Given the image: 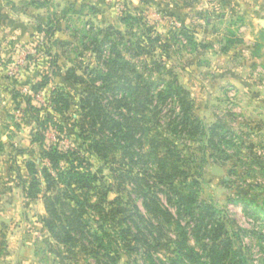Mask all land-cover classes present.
<instances>
[{"label":"clouds","instance_id":"obj_1","mask_svg":"<svg viewBox=\"0 0 264 264\" xmlns=\"http://www.w3.org/2000/svg\"><path fill=\"white\" fill-rule=\"evenodd\" d=\"M262 22L264 0H0V264H93L96 246L57 238L69 209H83L116 264H171L181 243L206 256L214 238L230 242L229 261L264 264V222L236 208L264 202ZM89 93L104 98L98 109ZM120 113L140 121L142 143L102 132ZM154 140L159 159L138 163ZM169 183L191 203L160 196L153 209L146 196ZM102 198L106 214L143 222L126 237L119 217L101 231ZM208 209L215 223L194 233Z\"/></svg>","mask_w":264,"mask_h":264},{"label":"trees","instance_id":"obj_2","mask_svg":"<svg viewBox=\"0 0 264 264\" xmlns=\"http://www.w3.org/2000/svg\"><path fill=\"white\" fill-rule=\"evenodd\" d=\"M112 42L106 35L104 40L100 42L98 47V52L100 55H103L111 46ZM62 46L70 47L71 44L67 45L62 42ZM164 85V81H160L159 83L147 84L142 88L137 89L138 92L151 93L154 89L160 88ZM132 87L131 81H118L113 86L114 93H122L130 90ZM104 98H99L95 93H89L87 97V103L92 105H96L97 109L102 104ZM94 109L88 115L92 116L94 120L103 119V115L100 111ZM120 122L113 121L111 119L105 120L102 132L105 134L111 133L113 135H117L121 144L124 145H134L142 143L143 137V128L141 127V123L138 119L134 118L131 115H125L120 113ZM88 117H85L87 119ZM188 125H185V130H187ZM195 131V129H193ZM217 132H213V136H217ZM165 146H167V142H165ZM95 150L101 155L105 156L112 149V145L107 141H100L93 145ZM161 144L157 141H153V149L154 151L145 156L139 155L137 162L142 165H147L151 163L153 160L159 159V148ZM172 149L169 146V155H171ZM127 155V153H126ZM113 171H117L113 169ZM174 173L176 175H186L185 172H182L179 168H174ZM127 178V177H124ZM137 181H133L136 183ZM53 186L52 183L49 184V188ZM85 188L88 191H92L93 186L91 184H86ZM111 190V189H109ZM160 196L167 197L169 204L173 203L174 199H179L184 203L190 204V200H186L183 195L175 188L174 184L169 183L166 185V188L160 189L157 193L149 194L146 196V199L151 200L152 208L155 210H159L162 207L161 201L159 199ZM255 204V203H254ZM252 202V205H254ZM252 205H247L246 210L248 212H252L254 215L264 212V209L261 207H254ZM257 206V205H256ZM250 210V211H249ZM69 214L65 218V223L61 226L60 232L57 234V238L64 237L68 242H75L76 238L79 237L81 240L87 241L88 244L96 246V250L93 254V262L94 264H116V259L107 254V248L103 243V239L96 233L91 232L90 225L84 224L81 221V216L83 215V209H69ZM95 211L99 216V219L96 220V223L99 225L100 230L102 231L104 228V224L102 221H106L108 219L116 220L120 224H128L129 229L123 235L126 237L130 234L131 229L133 227H138V221L143 222V217L139 216L138 212H130L129 210L123 208H116L113 210L111 214H106L103 208V198L101 199V203L95 206ZM255 212V213H254ZM170 215V214H169ZM264 221V218L261 220ZM195 228L192 229L194 233L205 232L213 223H215V214L208 209L202 212L201 216L198 217L194 222ZM191 228V224L189 225ZM73 233L76 235L74 236ZM150 234V233H149ZM105 236L109 240V246L111 243H114L112 237L108 236L105 233ZM130 243V242H129ZM127 246V245H126ZM230 248V242L226 240H218V238H214L210 244H205L203 251L206 253V256H201V254L197 253L195 249L190 252H186L184 250L183 244L179 248V255L182 259H172L171 264H203L204 259L211 260L213 264H237L236 261H229L228 259V249ZM163 264V262H160Z\"/></svg>","mask_w":264,"mask_h":264},{"label":"rangeland","instance_id":"obj_3","mask_svg":"<svg viewBox=\"0 0 264 264\" xmlns=\"http://www.w3.org/2000/svg\"><path fill=\"white\" fill-rule=\"evenodd\" d=\"M210 22V21H209ZM262 23H264V22H262ZM70 43V42H69ZM28 59H31L32 57H27ZM93 190V189H92ZM102 191V190H101ZM252 202H253V204L254 205H252ZM252 205V206H254V207H261V209H264V202H260V201H258V200H252V201H250V202H244V201H241L239 204H237L236 205V208H237V210L239 211V210H243V212L246 214V215H251V216H255V217H257L260 221L264 218V212H261V213H259V214H256V215H254L252 212H248V210H246V207H247V205ZM257 205V206H256ZM250 211V210H249ZM255 213V212H254ZM262 222H264V221H262ZM93 264H94V262H93Z\"/></svg>","mask_w":264,"mask_h":264}]
</instances>
